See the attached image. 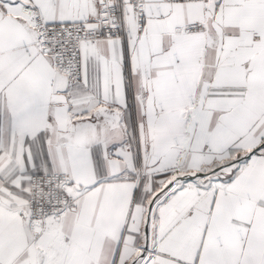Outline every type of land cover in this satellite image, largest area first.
Segmentation results:
<instances>
[{"label": "snow or ice", "instance_id": "6c2138e0", "mask_svg": "<svg viewBox=\"0 0 264 264\" xmlns=\"http://www.w3.org/2000/svg\"><path fill=\"white\" fill-rule=\"evenodd\" d=\"M0 264H264V0H0Z\"/></svg>", "mask_w": 264, "mask_h": 264}]
</instances>
